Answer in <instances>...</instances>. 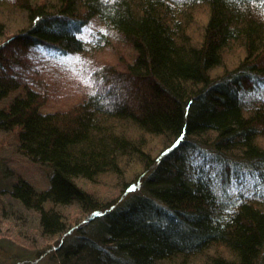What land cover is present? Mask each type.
Listing matches in <instances>:
<instances>
[{
	"label": "trees",
	"instance_id": "trees-1",
	"mask_svg": "<svg viewBox=\"0 0 264 264\" xmlns=\"http://www.w3.org/2000/svg\"><path fill=\"white\" fill-rule=\"evenodd\" d=\"M6 2L0 132L48 181L40 189L0 167L1 212L12 221L29 212L44 237L63 239L68 206L95 209L89 233L78 228L79 241L66 236L54 253L60 264H264V0ZM196 8L207 17L198 40ZM93 21L102 28L86 31ZM116 38L134 54L128 73L105 71L108 86L72 114L45 112L18 79L21 48L68 58ZM236 48L244 56L226 70ZM159 139L168 146L153 158ZM134 168L125 187L135 191L119 203L85 187L107 175L122 183Z\"/></svg>",
	"mask_w": 264,
	"mask_h": 264
},
{
	"label": "rangeland",
	"instance_id": "rangeland-1",
	"mask_svg": "<svg viewBox=\"0 0 264 264\" xmlns=\"http://www.w3.org/2000/svg\"><path fill=\"white\" fill-rule=\"evenodd\" d=\"M4 1L5 3H7L6 1L10 2V0ZM194 17L198 25L190 27V31L193 38L198 40L197 38L200 37L198 27L207 21L206 11L196 8ZM90 28L99 30L102 26L93 21L86 31ZM19 52L25 62V71L22 72L17 68L18 79H26L24 81L27 83L29 81L39 94L41 106L45 112L58 114H72L75 109L87 104L93 93L98 95L103 87L108 86L109 82L103 79L105 71L116 74L128 73L126 62L130 61L134 55L131 47L117 38L112 39V42L107 46L91 48L81 55H73L68 58L56 56L42 48H21L16 54L18 55ZM243 56V52L237 48L230 50L224 57L223 66L226 70H231L238 65ZM14 140L15 136L11 132L9 134L0 132V155L7 159V163H1L0 167L7 168V172H9L7 174L11 179L23 178L40 189L46 188L48 181L46 167L21 156L15 150ZM167 146V141L165 143L163 139L154 140L149 146V150H151L153 158H158ZM129 172V177L122 183H117L113 177L107 175L86 184L85 187L94 195H98L102 203L111 201L119 203L129 192L135 191V188L126 189L127 186L125 187L131 181L130 178L136 175L135 168ZM8 181L9 179L4 177L2 169H0V264H60L58 259H55L54 253L64 244L63 239L67 238L66 236L70 237L69 243L79 241V238L77 239L79 234H76L78 228L85 227V233H89L91 228H88L87 225L92 222L90 216L93 215L92 212L95 209L85 212L78 206H68L63 211L64 218L70 227L67 235L63 239L44 237L40 230H37V224L30 222V219L35 215L23 211L19 220L14 221V218L12 221L8 217L9 210L5 212L6 216L4 212H1V205L7 200L9 201V193L3 191V188L8 185ZM139 183L138 188L141 187L137 188L136 193L142 190L141 181ZM97 211L96 214L101 215L107 210L98 208ZM29 258L32 262L25 261Z\"/></svg>",
	"mask_w": 264,
	"mask_h": 264
}]
</instances>
